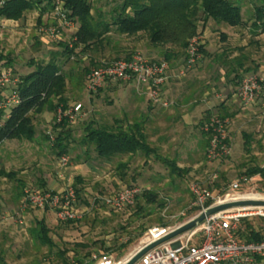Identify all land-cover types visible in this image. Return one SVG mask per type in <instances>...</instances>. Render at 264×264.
I'll return each instance as SVG.
<instances>
[{"label": "rangeland", "instance_id": "374dc122", "mask_svg": "<svg viewBox=\"0 0 264 264\" xmlns=\"http://www.w3.org/2000/svg\"><path fill=\"white\" fill-rule=\"evenodd\" d=\"M88 1L97 23L100 21L99 16L109 22L108 13L121 0ZM242 2L243 26L239 27L240 33L244 32L242 39L239 40L236 34L216 36L215 41H212L211 51L217 57L209 65L206 62L204 64L203 57L192 70L199 72L204 67L199 75L208 81H203L201 87H208L206 82H219L214 92L211 91V96L216 98V107L209 117L216 115L229 120L231 153L226 159L212 163L207 162L206 142L202 140L200 144L197 133L193 138L197 141L192 140L191 144L186 140L185 133L177 132L172 143L174 145L167 151H161L159 157H146L139 152L129 157L127 163L124 160L126 156L99 159L93 146L81 143L84 130L90 124L95 128L115 131L117 128L125 130L124 126L136 121L140 104L144 103L146 97L143 93L138 94L132 83H111L95 94H88L84 89V82L89 71L103 61L128 59L134 54L147 56L144 49L160 48L162 54L164 48L151 45L145 34L127 38L112 30L102 49L84 51L81 46L74 48V35L78 26L74 22L69 24L54 17L51 11L42 16L38 10L28 11L19 21L0 19V53L11 61L10 67L0 65V71L18 78L30 73L35 64L55 60L67 79L64 96L66 106L82 105L81 116L74 124L67 126L70 141L65 154L58 156L53 143L45 139L48 133H52L54 139L57 136L54 110H47L34 117L38 142L13 140L0 145V217H6L1 223L14 228L13 239L8 238L7 247L6 242L3 243L5 258L9 264H62V259L68 260L69 264H76L75 260L82 259L87 264L93 254L101 253H108L115 262L122 261L137 247L148 229H174L194 216L195 212L189 211L193 201L189 190L192 183L205 185L214 196H220L228 191L233 182L247 176L245 172L248 168H264V113L258 106L244 108L236 104L230 107L226 105L245 75H264V71H252L242 73L236 79V73L231 72L235 63L229 58L235 55V48L242 49L244 56L252 61V65L247 63L250 68L264 66V35L253 37L248 31L254 21L253 10L264 3V0ZM236 3L240 5L239 2ZM223 26L228 28L225 24ZM51 29L56 31L54 36L47 33ZM66 46L68 50H73L69 57L64 53ZM176 53L173 65L179 67L185 52L177 49ZM179 79L180 82L184 81L183 77ZM222 79L227 87H223ZM7 94L8 89H0V99ZM177 104L174 101L168 109L178 107ZM221 106L228 109V115L224 114ZM150 135L147 126V141ZM244 135L250 138L248 153L243 147ZM148 144L150 145L149 141ZM62 156H67L69 162L66 167L59 168L58 162ZM163 156L169 162H175L182 173L171 171V167L164 163ZM124 163L126 169L120 167ZM7 174H11L13 178L5 177ZM59 174L62 179L58 177ZM76 177L82 178L81 202L77 200L76 208L80 217L76 221L59 222L48 210L20 209L24 189L31 187L44 190V184L45 190L58 191L68 185L73 187ZM249 178V191L264 195V179L260 176ZM54 187L58 190L53 189ZM126 188L140 191L133 205L120 210L106 206L107 199ZM145 192L154 196L152 203L142 197ZM182 213L185 214L184 217L181 216ZM40 220L44 221L49 230L52 248L39 242L36 223ZM248 223L254 230L264 234V220L257 219ZM244 227L245 225L241 226V231ZM107 248L112 249L105 252ZM260 264H264V259H261Z\"/></svg>", "mask_w": 264, "mask_h": 264}, {"label": "built area", "instance_id": "2783aa9c", "mask_svg": "<svg viewBox=\"0 0 264 264\" xmlns=\"http://www.w3.org/2000/svg\"><path fill=\"white\" fill-rule=\"evenodd\" d=\"M6 1L0 0V8ZM51 13L54 17L73 24L62 3L56 2ZM47 33L54 36L56 31L51 29ZM203 41L201 34H197L188 41L184 59L176 73L178 78L186 76L202 61ZM170 78L168 62L150 60L141 54H134L128 59L103 61L89 71L84 83L85 91L88 94H95L111 83H132L136 92L145 94L152 106L168 109L173 105V102L165 98L163 87ZM17 83L18 78H12L0 71V89H8L5 98L0 99L2 119H5L10 109L18 104V93L15 90ZM236 98L242 107L258 106L264 113V75H245L238 86ZM81 114V104H73L66 108L63 105H58L55 111V121L58 124L63 121L74 124ZM199 130L207 137L208 144L205 151L207 162H218L229 157L231 147L227 118L213 115L199 126ZM47 135L49 141L53 143L52 133ZM68 162L69 158L62 156L58 162L59 168L66 167ZM58 177L62 179L61 174ZM250 182L251 179L248 176H243L233 182L228 191L220 196H214L213 192L205 185L197 182L192 183L189 190L193 201L189 211H194L195 214L187 222L204 214L207 210L223 204L264 203L263 194L249 191L247 186ZM139 193L140 191L136 188H126L114 197L107 199L105 204L113 210H120L133 205ZM20 205L22 210L26 208L48 210L54 214L57 221L63 223L76 221L80 217L76 209L77 196L71 185L58 191L28 187L23 191ZM181 216L184 217L185 214L182 213ZM257 219L264 220V204L235 206L221 210L205 216L202 223L195 228L150 249L134 264H254L257 259H264V239L247 241L239 236V230L245 222ZM4 220L6 217H0V223ZM177 228L154 227L148 229L137 247L122 261L115 262L108 253H101L93 254L86 263L128 264L139 252L167 238Z\"/></svg>", "mask_w": 264, "mask_h": 264}, {"label": "trees", "instance_id": "16d2710c", "mask_svg": "<svg viewBox=\"0 0 264 264\" xmlns=\"http://www.w3.org/2000/svg\"><path fill=\"white\" fill-rule=\"evenodd\" d=\"M56 2L63 4L68 12V18L78 26L74 35V48L81 46L84 51L102 49L106 37L111 34L112 30L127 38H137L145 34L151 45L164 48L162 60L166 62L176 59L177 49L185 52L188 41L197 34H201L199 25L207 20L232 28L243 26L242 9L240 5H237L236 0H121L108 13L109 22H105L99 16L100 21L97 23L93 18L92 6L88 0H7L0 8V19L19 21L26 12L32 10H38L42 16L47 11H51ZM251 27L253 36L264 34V3L254 9V21ZM64 53L69 57L73 50H68L66 46ZM202 53L204 54L203 49ZM0 65L11 66V61L1 53ZM33 68L27 75L18 77L15 87L18 93V104L10 109L5 119H2V115L0 116V145L13 140L32 142L36 135L34 117L47 110L56 111L60 104L67 107L64 102L67 79L55 60L35 64ZM238 78L239 76L236 75V79ZM224 111V114L228 115L227 110L224 109ZM67 126L66 121L61 124L55 121L54 124L57 136L52 146L58 156L65 154L68 149L70 130ZM45 139L49 141V136L46 135ZM243 139L244 150L248 153L250 138L244 135ZM81 143L93 146L97 157L104 160L116 156H133L139 152L149 157L153 151L140 131V127L125 130L117 128L111 131L95 128L90 124L84 130ZM163 161L171 167V171L177 174L182 173L175 162H169L167 159ZM245 175L260 176L264 179V168L250 167ZM5 177L13 178L11 174ZM81 185L82 178L76 177L73 187L79 202H81ZM42 189L45 190L44 184H42ZM142 197L148 203L153 202L154 196L148 192H145ZM243 225H245L244 230H239L241 238L247 241L264 239V234L254 230L248 222ZM36 227L39 242L52 248L53 243L48 237L49 230L44 221H38ZM111 249L107 248L104 251L109 252ZM61 255L64 256V254ZM75 262L84 264L82 259H77ZM256 263L260 264L261 259H257ZM0 264H7L1 256ZM62 264H69V261L62 259Z\"/></svg>", "mask_w": 264, "mask_h": 264}, {"label": "crops", "instance_id": "0c3cea01", "mask_svg": "<svg viewBox=\"0 0 264 264\" xmlns=\"http://www.w3.org/2000/svg\"><path fill=\"white\" fill-rule=\"evenodd\" d=\"M243 0H236V2H239L241 9H242V20H243V12H244V6H243ZM254 13V10H253ZM240 27V26H239ZM239 27H229L226 28L223 26L222 23H216L212 20H207L204 24L199 25V33L203 36V57H204V64H208L211 60H214L215 57H217L213 52L211 51V44L212 41L214 42L217 38L216 36H220L221 34L231 36L233 34L238 35L239 40L242 39V35L244 32L240 33ZM249 33L253 35V28L250 26L248 28ZM264 35V34H262ZM257 35H254L255 37ZM233 50L230 52L232 53ZM144 52L147 56L146 58L150 60H162L161 59V49L160 48H154L152 50H145ZM235 55L231 56L229 59L234 61V69L231 70L232 73H236L237 76H240L242 73H250L252 71H264V66L260 65L258 67L250 68L249 65H252V61H250L247 56H244V52H242V49L235 48L234 51ZM206 62V63H205ZM249 63V65H247ZM170 66V79L166 83V85L163 87V94L165 98L170 100L171 102L174 101L178 102L177 106L173 109H162L159 107L152 106L147 99H144V103L140 104L138 116L136 118V121L133 123H129V125H126V129L129 128H137L140 127V131L144 134L146 141V129L147 126L150 130V138L149 147L153 150L150 153V156H156L159 157V153L162 151H167L172 147L174 144V138L175 133L182 132L186 134V140L191 142L197 141L193 140L195 138V133L197 137L199 136V143L201 144L202 140H204L206 143L207 148V137L199 132V126L207 120V118L212 114V112H215L216 107V98L211 96L212 92L215 90V86L219 85V82L213 83V82H206L208 87H201V84L203 81H208V79H203L199 74L202 72L203 68L197 71H192L188 73L186 76H184V81H181L176 76L178 66H174L175 60L168 62ZM214 65V64H212ZM248 71V72H246ZM223 87H227L226 82L222 79ZM107 86V85H106ZM85 87V83H84ZM210 87V88H209ZM204 88V89H203ZM85 89V88H84ZM238 87H236L235 92L232 95V99H230L227 102V106L230 107L234 104L241 106L238 99L236 98V92ZM242 107V106H241ZM226 109L224 106H221V109ZM248 110V109H247ZM203 116L205 117L203 119ZM231 131V130H230ZM229 131V132H230ZM194 132V133H193ZM199 132V133H198ZM38 138V135H35L34 140L31 143H34V141ZM193 140V141H192ZM147 141V143H148ZM36 142H38L36 140ZM206 151V149H205ZM129 157H132L131 155L124 157L125 163L128 162ZM162 158H165L163 156ZM120 164L121 168L126 169V164ZM53 189H56L54 187ZM54 215V214H53ZM14 228L12 229L9 224L1 223L0 224V256L4 258L5 262L9 264L5 258V250L4 245L7 247L8 238L13 239V232ZM10 241V240H9ZM11 243H8L10 245Z\"/></svg>", "mask_w": 264, "mask_h": 264}, {"label": "water", "instance_id": "95a60500", "mask_svg": "<svg viewBox=\"0 0 264 264\" xmlns=\"http://www.w3.org/2000/svg\"><path fill=\"white\" fill-rule=\"evenodd\" d=\"M264 203H258V202H240V203H230V204H223L220 206H216L214 208H211L209 210H207L204 214H200L197 218L183 224L182 226L178 227L177 229H175L167 238L156 242L154 244H152L151 246H148L147 248H145L144 250H142L141 252H139L136 256H134L131 261L128 264H134L135 262L138 261V259L147 251H149L150 249L156 247L157 245H159L160 243L167 241L171 238H174L182 233H185L193 228H195L197 225L201 224L202 221L204 220L205 216H209L212 215L214 213H217L221 210H225L231 207H235V206H243V205H263Z\"/></svg>", "mask_w": 264, "mask_h": 264}]
</instances>
